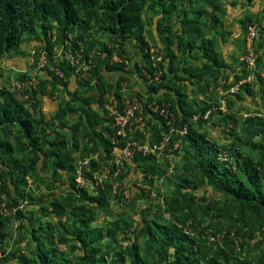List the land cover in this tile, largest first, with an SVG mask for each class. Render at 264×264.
<instances>
[{"label":"trees","instance_id":"trees-1","mask_svg":"<svg viewBox=\"0 0 264 264\" xmlns=\"http://www.w3.org/2000/svg\"><path fill=\"white\" fill-rule=\"evenodd\" d=\"M194 5H197L193 11L196 17L189 18L187 13ZM203 6L199 0H0V63L18 53L25 36H34L37 43L36 60L33 61L37 68L34 75L36 85L29 86L21 81L23 87L17 89L16 95L6 87L0 88V125H5V128L8 127L6 124L16 122L30 154L28 166L23 161H17L12 167L7 164L2 169L0 196L4 194L11 198L9 188L13 186L17 189L19 186V181L10 172L16 170V174L26 173L44 160L51 162L53 180L62 184L68 182L70 188L67 193L69 196L59 199L53 197L48 202L50 210L45 213L42 209L43 218H56L59 227H62L57 242L51 236L41 235L55 225L50 226V223L39 220L38 227H32L33 234L36 232L44 238L42 242L48 243L44 247L37 244L40 252L37 262L32 264H106L108 250H104V247L118 243V233L129 244L125 248L118 246L109 264L215 263L218 256H224L222 251L217 250L208 259L211 248L198 244L196 238L181 233L174 225L157 222L138 224L128 233L124 229H128L129 224L115 218L98 226L99 213H105L106 216L111 214L109 194L122 178L120 174L113 176V148L122 147L126 139L136 138L145 142L147 136L151 135L153 141L150 142L159 141L160 133L168 130L165 120L148 108L152 98L157 104H169L175 128L187 126V133L173 136L175 138L170 139V145L173 140H180V147L186 152V159L189 156L188 165L197 179L183 177L176 189L177 195L186 199L188 195H181L179 189H186L191 184L196 187L197 183L206 180L208 186L227 190L236 199L248 204L254 201L259 208L264 209V120L256 117L245 119L246 130L257 138L252 145L260 151V165L250 157H243L233 147L225 149L207 142L206 134L200 133L197 128L208 121L213 125V119L222 113L209 111V106L202 101H190L183 81L173 68L177 51L183 50L189 54L193 48H197L201 52L198 61L192 58L191 65L181 68L182 72L196 77L203 69L210 73L214 68L217 72L221 70L223 63L215 55L207 56L212 65L198 63L206 54L205 47L197 44L203 36L199 16L207 14ZM146 9L155 10L157 14L154 35L150 31L147 35L143 32L146 22L149 25L152 23L151 19H143ZM174 14L177 22L187 28V32L177 29L173 21ZM241 25L246 32L245 20ZM52 28L55 29L54 33ZM100 34L107 35L114 47L110 48L106 42L97 39ZM147 37L154 44L163 45L162 60L158 62L161 76L158 82L147 86L144 95L136 94L145 109V124L133 126L132 132L121 138L116 135L117 129L112 127V121L102 117L105 113L104 95L108 94L111 100H120V84L128 80L127 75L133 70L144 83L147 82L146 75L138 67L139 62L148 64L143 69L149 76L155 70L146 49ZM56 46L63 49L61 59L56 56ZM40 51H44L45 64L38 68ZM75 52H79V58L74 57ZM70 56L74 58L73 65ZM113 56L118 59L113 61ZM84 65L86 69L83 70ZM54 69L59 70L62 77ZM106 75L110 76L109 81H106ZM244 76L236 75L235 81H241ZM18 92L27 98L17 99ZM27 103H30L32 113L26 108ZM207 112L208 120L203 119ZM195 115L198 117L193 122ZM219 118L223 122L230 116L225 114ZM152 119L156 122H152ZM140 127L144 133L139 131ZM3 145L0 141V147ZM224 152H227V156ZM95 153H98V159L88 160V171H85V166L81 167L82 177L92 180V173L99 172L102 165L110 168V175L104 186L94 188L95 193L88 195L85 190L76 188L77 165H74V154L89 157ZM224 154L225 160L222 159ZM124 166L128 171L134 168L142 176L143 182H150L159 169L157 157L152 154L143 156L134 153L124 161ZM221 174L227 180L234 179L233 184L236 186L224 185ZM138 190L143 193L139 187ZM17 196L23 197L22 194ZM11 200L17 205V199ZM164 203L170 204L167 200ZM16 213L17 217H22L19 211ZM31 222L25 221L22 226H33ZM0 227H3L1 222ZM37 234L33 235L36 240L40 239ZM58 244H66L65 249L60 250Z\"/></svg>","mask_w":264,"mask_h":264},{"label":"rangeland","instance_id":"rangeland-1","mask_svg":"<svg viewBox=\"0 0 264 264\" xmlns=\"http://www.w3.org/2000/svg\"><path fill=\"white\" fill-rule=\"evenodd\" d=\"M199 1L204 5L203 9L207 14L199 16V26L203 29V36L197 44L205 47L206 54L204 58H200L198 63L212 65L207 56L215 55L223 63L221 70L217 72L214 68L210 73L203 69L196 77H190L182 72L181 68H188L191 65L192 58L198 61L197 58L200 57L201 52L197 48H193L189 54L183 50L177 51L173 68L183 81L182 84H184L190 101H202L209 106L211 109L209 111L222 113L213 119V125L210 121L199 128L195 125L200 133L206 134V141L225 149L233 147L240 155L250 157L254 163L260 165V151L252 145L257 138L252 137L246 130L245 119L256 117L264 120V0ZM156 7L159 8L157 5ZM196 9L197 5L192 6L187 16L195 18L193 11ZM156 17L155 10H145L143 19L152 20L150 25L147 22L144 25L145 35L148 31L153 35L156 34L154 27ZM177 20L174 14L173 21L177 29L180 28L182 32H187V28ZM243 20L246 22V32L241 25ZM54 30L52 28L53 33ZM97 39L106 42L110 48L114 47L107 35L100 34ZM145 39L149 55L154 57L161 54L163 56L162 44H154L149 37ZM36 44L34 36H25L18 48V53L14 54L11 59L0 63V88L6 87L16 95L19 85L22 84L21 81L29 86L36 85L34 75L37 68L33 62L36 60ZM56 47V56L61 59L64 55L63 49ZM68 52L70 51L66 50V53ZM74 55L78 58L79 52H75ZM247 57L253 59L252 64L246 61ZM112 59L115 61L118 58L115 56ZM138 64L141 73L147 75L143 67L148 64L145 62ZM153 66L155 70L158 68L160 71L157 64L154 63ZM152 75L144 83L135 70L128 74V80L121 82L126 84L124 86L125 97L131 99L138 98L136 94L144 95L148 85L159 81V78L154 79ZM236 75L245 76L241 81L236 82ZM160 76L161 74L158 75ZM109 77L106 75V81H109ZM151 103H155L154 98ZM144 111L145 109L138 115L141 117L140 124L142 125L145 124L144 119L146 118ZM208 112L203 115V119H207ZM225 114L230 116L227 121L225 120L227 123L219 118ZM197 117L198 115H195L193 122ZM4 126L0 125V141L4 144L0 147V173L7 164L12 167L17 161H23L28 166L30 155L26 140L22 138L17 123H8L6 124L8 127L5 128ZM150 141H153V135L147 136L145 142ZM173 141L162 153L156 155L159 169L150 182H143L142 176L134 168L128 171L123 165L117 173L122 177L121 182L114 185V189L109 194L108 204L111 214L106 216L105 213H99L98 226L104 224V221H111L115 218L123 219L129 224L130 227L124 229V232L128 233L138 224L157 222L161 225H174L181 233L196 238L198 244L202 243L201 245L210 247L208 259L217 250L224 254V256H218L215 263L202 261L200 264H264V209L259 208L254 201L248 204L236 199L227 190L212 188L208 186L206 180L197 183L196 187H192L193 184H191L186 189H179L181 195H188L185 196L186 199L177 195L176 189L180 180L183 177L194 179L190 177H196V174L188 165L189 156L186 159V152L180 147V140ZM176 142L178 143L177 148L174 147ZM224 153L227 156V152ZM90 158L97 160L98 153L91 154L89 157L74 154V165H77L76 177L78 174L81 175L84 161ZM222 159L225 160L226 157ZM50 168L51 162L44 160L38 162L33 170L29 169L26 173L16 174V170L10 172V175L19 181V186L18 190L13 186L9 188L11 198L4 194L0 196V222L3 224V227H0V264H28L27 262L32 264L38 260L40 250L37 244L48 245L47 241L42 242L44 240L42 236H51L53 241L57 242L62 227H59L56 218H43L42 209L45 213L48 209L50 210L48 202L53 197L59 199L62 196H69L67 193L70 188L67 185L68 182L62 184V182L55 181L56 179L53 180ZM105 168L108 169V166L102 165L99 172L92 173V180H86L83 177L82 183H77L75 180L76 188L85 190L88 195L94 194V181L98 182L97 179H100L104 186L109 179L110 173ZM85 171L88 169L85 168ZM113 176H115L114 173ZM220 179L227 187L228 185L236 186L233 184L234 179L228 178L227 180L223 174ZM138 187L143 193L138 190ZM18 194H22L23 197H18ZM11 199H17V205H14ZM164 200L170 204H165ZM78 203L80 204L79 201ZM17 211L22 215L21 218L16 216ZM28 220L32 221L33 226L24 228L22 224ZM39 220L55 226L48 228L43 234L40 233L42 236L35 232L40 238L36 240L32 227L36 229ZM102 228L105 231L104 227ZM210 237H213V240ZM118 238V243H111L109 247H104V250H108L106 264H109L118 246L125 248L129 244L122 239L121 233H118ZM57 246L60 250H64L66 244Z\"/></svg>","mask_w":264,"mask_h":264},{"label":"built area","instance_id":"built-area-1","mask_svg":"<svg viewBox=\"0 0 264 264\" xmlns=\"http://www.w3.org/2000/svg\"><path fill=\"white\" fill-rule=\"evenodd\" d=\"M54 39V37H52ZM70 54V52H68ZM149 54V53H148ZM44 51H40V57L38 58L37 67L41 68L45 64V58H44ZM75 57V55H74ZM115 57V56H114ZM113 57V58H114ZM77 58V57H76ZM79 58V57H78ZM149 58L154 61L152 63L157 64L162 60V55H155L154 57L152 55H149ZM246 61L249 64L253 63V59L247 57ZM70 63L73 65L74 58L70 56ZM152 64V65H153ZM159 66V65H158ZM155 67V66H154ZM86 69V65L83 66V70ZM55 73L62 77V73L54 69ZM154 79H158V75L161 74V70L158 71V68L154 70L152 73ZM146 75V74H145ZM146 77H150L148 74ZM125 83L120 84V100L118 99H110L108 94L104 95V102H103V108L105 110V113H103L102 117L106 120L112 121L111 125L112 127H115L116 135L124 138L127 137L132 132V127L137 124L136 126L140 124L141 117H138L139 114L143 111V105L140 101V99L133 97L131 99H127L125 97V89L124 86ZM23 87V83L19 85L18 89L20 90ZM18 98L19 99H26V96L21 95L18 92ZM156 104V105H153ZM26 108L32 113V107L30 103H27ZM148 108L155 114H157L158 117H161L163 120H165V124L168 127V130L166 132H161V138L159 141L154 142H143L141 139H126L125 143L122 147H114L111 153V159L115 166V171L113 172L115 175L120 171V169L123 168L124 161L127 159H130L134 153H140L141 155H158L162 153L169 145H170V139L173 136H182L187 133V126L183 125L181 128H175L174 125V115L170 110L169 104L167 103H149ZM140 132H143V128L140 127ZM174 147H178V143L176 142L174 144ZM225 157V156H224ZM88 160L84 161L85 168L88 169L86 166ZM108 173H110V168H105ZM77 183H82L83 178L80 174L77 175L75 178ZM98 182L94 181V188L96 187H102V183L100 179H97ZM211 240H213V237H210Z\"/></svg>","mask_w":264,"mask_h":264}]
</instances>
